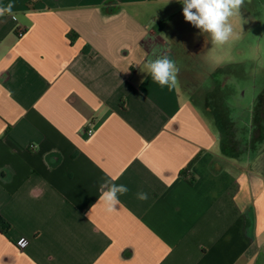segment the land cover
<instances>
[{"label": "crops", "instance_id": "1", "mask_svg": "<svg viewBox=\"0 0 264 264\" xmlns=\"http://www.w3.org/2000/svg\"><path fill=\"white\" fill-rule=\"evenodd\" d=\"M9 4L0 264H264V134L245 144L225 134L209 98L202 110L182 94L189 74L169 89L142 71L163 55L177 67L179 53L201 54L225 79L228 66L260 63L248 47L264 41V0H244L218 48L179 0H0ZM109 177L129 189L112 212L98 202Z\"/></svg>", "mask_w": 264, "mask_h": 264}, {"label": "rangeland", "instance_id": "2", "mask_svg": "<svg viewBox=\"0 0 264 264\" xmlns=\"http://www.w3.org/2000/svg\"><path fill=\"white\" fill-rule=\"evenodd\" d=\"M196 33L197 35L203 34L198 28H196ZM258 33L264 34L263 32ZM263 42L262 40L255 48L248 47V50L254 49L259 55L262 53L259 56L262 63H245V68L242 65L241 68L237 65L228 66L227 71L230 77L226 79L220 74L215 77L216 64L204 62L201 54L195 57L189 54H178L179 73L191 76V78H185L183 83L179 79L182 94L185 95V91L188 88L191 89L195 93L196 107L202 110H204L203 99L209 98V108L223 125L222 130L228 136L235 135L238 140L241 138L243 144L251 142L255 135L264 134V117L261 118L264 114V92H261L264 87V71L261 69V67L264 68ZM240 74L244 77L241 78ZM241 88L245 91V97L239 104L235 97ZM231 139H229L231 142L236 140Z\"/></svg>", "mask_w": 264, "mask_h": 264}, {"label": "clouds", "instance_id": "3", "mask_svg": "<svg viewBox=\"0 0 264 264\" xmlns=\"http://www.w3.org/2000/svg\"><path fill=\"white\" fill-rule=\"evenodd\" d=\"M179 2L183 4L185 21L200 29L202 33H208L211 44L218 48L227 44L233 37V26L229 18L239 11L244 0H179ZM12 8V4L0 7V16L13 15ZM142 71L150 75L152 81L161 88L171 89L176 84L179 69L169 56L163 55L147 61ZM116 179L118 177L102 179L99 184L98 202H102L109 212L116 210L120 204L119 197L129 191L126 185L116 184ZM137 198L147 200L148 194L139 192Z\"/></svg>", "mask_w": 264, "mask_h": 264}, {"label": "built area", "instance_id": "4", "mask_svg": "<svg viewBox=\"0 0 264 264\" xmlns=\"http://www.w3.org/2000/svg\"><path fill=\"white\" fill-rule=\"evenodd\" d=\"M24 33H25V29L21 28V29L17 30L18 37H22L24 35ZM86 133H87L88 136H91L92 133H93V130L92 129H88ZM30 147L34 148L35 146H30ZM18 244H19L20 248H25L27 246V244H28V241L27 240H21V241H19Z\"/></svg>", "mask_w": 264, "mask_h": 264}, {"label": "trees", "instance_id": "5", "mask_svg": "<svg viewBox=\"0 0 264 264\" xmlns=\"http://www.w3.org/2000/svg\"><path fill=\"white\" fill-rule=\"evenodd\" d=\"M9 229L10 225L2 217H0V233L7 235Z\"/></svg>", "mask_w": 264, "mask_h": 264}, {"label": "flooded vegetation", "instance_id": "6", "mask_svg": "<svg viewBox=\"0 0 264 264\" xmlns=\"http://www.w3.org/2000/svg\"><path fill=\"white\" fill-rule=\"evenodd\" d=\"M236 95H237V97H235L236 102L241 104V101L245 97V91L243 90V88L239 89V91L236 93Z\"/></svg>", "mask_w": 264, "mask_h": 264}]
</instances>
